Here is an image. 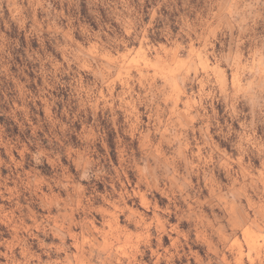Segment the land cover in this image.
I'll return each mask as SVG.
<instances>
[{
	"label": "rangeland",
	"instance_id": "rangeland-1",
	"mask_svg": "<svg viewBox=\"0 0 264 264\" xmlns=\"http://www.w3.org/2000/svg\"><path fill=\"white\" fill-rule=\"evenodd\" d=\"M0 264H264V0H0Z\"/></svg>",
	"mask_w": 264,
	"mask_h": 264
}]
</instances>
